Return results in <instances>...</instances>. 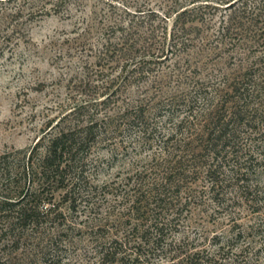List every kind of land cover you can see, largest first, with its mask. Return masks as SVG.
Segmentation results:
<instances>
[{
	"label": "trees",
	"instance_id": "trees-1",
	"mask_svg": "<svg viewBox=\"0 0 264 264\" xmlns=\"http://www.w3.org/2000/svg\"><path fill=\"white\" fill-rule=\"evenodd\" d=\"M4 1L15 21L79 2ZM102 2L101 36L62 41L79 97L0 153V239L25 248L12 264H54L67 245L87 264H261L259 209L257 225L225 214L264 180V0Z\"/></svg>",
	"mask_w": 264,
	"mask_h": 264
},
{
	"label": "rangeland",
	"instance_id": "rangeland-1",
	"mask_svg": "<svg viewBox=\"0 0 264 264\" xmlns=\"http://www.w3.org/2000/svg\"><path fill=\"white\" fill-rule=\"evenodd\" d=\"M102 1L79 0L78 4L69 8L68 13L37 17L32 21L25 20V17L15 21V18L11 17L15 4L0 2V153L11 148H27L39 135L43 122L57 118L64 112L61 105L67 102L69 96L79 97L76 91L70 89L72 82H68L71 72L68 67L75 65L77 61L74 55L66 54L67 44L62 41L72 36H101L100 32L105 29V24H108L104 16L113 11ZM111 1L120 9L121 4L131 9L144 4L145 7L155 10L161 8L162 2ZM218 15L219 13L215 16L216 20L219 19ZM261 23L260 21L259 25ZM98 154L106 155V152L98 150ZM104 178H108L106 170L99 175L100 180ZM258 189L259 193L253 198L257 203H245L244 199L238 197V203L229 208L225 215L230 213L232 217L240 218L239 223L243 225L250 222L257 225L258 219L252 210L258 208L259 213L256 214L264 216L263 179ZM227 196L230 198L226 199L232 201L236 199L234 196H237V193L231 190ZM218 228L220 226L204 223L198 232H206L209 235L215 230L218 231ZM223 229L227 228L224 226ZM187 232L194 234V230L185 228L176 236L180 237ZM3 243L5 241L0 239V259L4 264L8 261L12 264L23 258L25 248L13 251L10 246L3 247ZM76 247L81 248L82 243ZM80 251L82 252V249L67 245L61 253L60 261L54 264H87L88 261ZM163 260L152 258L154 263ZM260 260L261 264H264V253L261 254Z\"/></svg>",
	"mask_w": 264,
	"mask_h": 264
}]
</instances>
